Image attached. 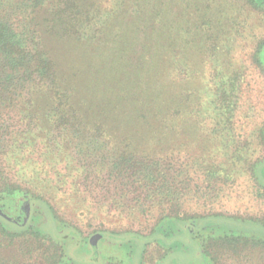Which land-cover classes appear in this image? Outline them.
Wrapping results in <instances>:
<instances>
[{"label": "rangeland", "instance_id": "obj_1", "mask_svg": "<svg viewBox=\"0 0 264 264\" xmlns=\"http://www.w3.org/2000/svg\"><path fill=\"white\" fill-rule=\"evenodd\" d=\"M176 1L174 10L180 0ZM185 1H190L192 8L198 3ZM199 1L198 14L207 18L201 28V139L179 147L173 143L168 156L137 148L140 151L135 150L134 158L125 159L122 149L115 148L105 131L58 126L43 131L23 96L15 95L20 101H9L10 108L2 105L0 142H9L0 151L12 149L14 153L1 162L0 190L7 184L40 194L54 207L59 223L73 226L84 235L102 230L154 234L156 239L144 245L135 238L101 240L99 255L104 264H264L261 239L225 236L220 227L209 226L196 238L174 230L179 229L176 222L169 226L177 235L158 229L162 219L172 214L183 218L231 217L264 224V46L261 63L255 57L258 46L264 43V0H256V4L250 0ZM222 6L228 7L230 14L219 15L223 22L213 25V16ZM29 21L34 26L31 17ZM33 39L31 35L30 42ZM227 66L229 77L232 73L235 79L224 87L216 78V69L227 70ZM36 80L41 81V77ZM27 88L25 85L22 92ZM226 88L231 95L224 99ZM227 132L232 135L230 139L224 136ZM16 136L20 140L16 141ZM24 154L25 159L15 164L20 161L15 158ZM255 166H260L259 170ZM30 209L24 200L13 203L12 216L26 221ZM33 219L39 230L52 231L38 205ZM246 225L245 233L264 236V227ZM237 228V224L232 225V229ZM38 245L41 247L35 250ZM24 246L31 252L15 255L14 247L4 252L24 264H47L41 259L47 244L31 240ZM82 249L79 252L85 253Z\"/></svg>", "mask_w": 264, "mask_h": 264}, {"label": "trees", "instance_id": "obj_2", "mask_svg": "<svg viewBox=\"0 0 264 264\" xmlns=\"http://www.w3.org/2000/svg\"><path fill=\"white\" fill-rule=\"evenodd\" d=\"M197 1L192 8L190 1L180 0L174 10L176 0H0V128L4 125L3 107L10 108L9 101L18 103L17 96H23L43 131L54 126L105 131L127 159L134 158L138 149L168 156L173 143L179 147L201 139V28L207 18L198 14ZM250 1L256 4V0ZM217 10L213 25L223 22L219 15L230 14L228 7ZM213 25L208 26L212 29ZM263 46L261 43L255 53L259 63ZM227 68L216 69L215 77L224 87L235 79L232 73L229 77ZM25 85L28 88L23 93ZM229 90L224 89V99L231 95ZM225 134L228 139L232 136ZM262 135L264 138V129ZM7 142H0V147ZM12 151H0V166ZM17 159L20 161L15 164L19 165L25 154ZM5 185L0 190V264H24L7 257L4 251L14 247L15 255L30 253L24 244L31 240L47 244L46 252L41 253L47 264H104L99 255L101 240L135 238L144 245L156 239L154 234L107 230L97 231L96 236L84 235L73 226L59 223L54 207L40 194ZM23 200L32 212L22 222L12 216L11 206ZM36 205L43 208L47 222L52 224L51 232L36 228ZM171 222L179 225L174 230H183L191 237L198 238L196 234L209 226L220 227L225 236L264 241L262 235L243 231L247 223L264 227L250 220L172 214L162 219L158 229L177 235L170 231ZM234 224L237 229H232ZM59 244L62 247L57 248ZM81 249L85 253L79 252Z\"/></svg>", "mask_w": 264, "mask_h": 264}, {"label": "water", "instance_id": "obj_3", "mask_svg": "<svg viewBox=\"0 0 264 264\" xmlns=\"http://www.w3.org/2000/svg\"><path fill=\"white\" fill-rule=\"evenodd\" d=\"M28 215H29V213H28ZM97 237H95L94 239H96Z\"/></svg>", "mask_w": 264, "mask_h": 264}]
</instances>
